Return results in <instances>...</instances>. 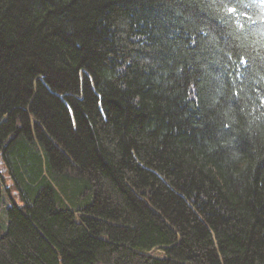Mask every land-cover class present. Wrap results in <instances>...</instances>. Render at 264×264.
<instances>
[{
	"label": "trees",
	"instance_id": "trees-1",
	"mask_svg": "<svg viewBox=\"0 0 264 264\" xmlns=\"http://www.w3.org/2000/svg\"><path fill=\"white\" fill-rule=\"evenodd\" d=\"M0 160V264H264V0H0Z\"/></svg>",
	"mask_w": 264,
	"mask_h": 264
},
{
	"label": "rangeland",
	"instance_id": "rangeland-1",
	"mask_svg": "<svg viewBox=\"0 0 264 264\" xmlns=\"http://www.w3.org/2000/svg\"><path fill=\"white\" fill-rule=\"evenodd\" d=\"M0 162H1V160H0ZM0 168L2 170H4L3 167H0ZM0 172H3L4 174H6L4 171H0ZM3 181L5 182V185L0 184L1 185V189H0V220L3 221V223H4V220H6V213L4 212V210H2V207L4 206L3 203L10 204L11 200L9 197V192L7 191V188H9V185H10V179L6 176V177H4ZM13 192H15V191H12L10 189V193H13ZM12 195L15 197L14 193ZM1 221H0V227L4 230L6 227V223L4 226V224H2Z\"/></svg>",
	"mask_w": 264,
	"mask_h": 264
}]
</instances>
